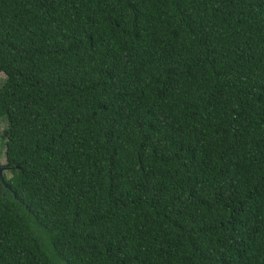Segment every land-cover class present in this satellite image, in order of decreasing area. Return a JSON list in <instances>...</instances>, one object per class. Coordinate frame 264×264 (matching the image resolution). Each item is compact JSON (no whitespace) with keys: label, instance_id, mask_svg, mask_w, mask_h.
I'll use <instances>...</instances> for the list:
<instances>
[{"label":"trees","instance_id":"trees-1","mask_svg":"<svg viewBox=\"0 0 264 264\" xmlns=\"http://www.w3.org/2000/svg\"><path fill=\"white\" fill-rule=\"evenodd\" d=\"M0 72V264H264V0H0Z\"/></svg>","mask_w":264,"mask_h":264},{"label":"rangeland","instance_id":"rangeland-1","mask_svg":"<svg viewBox=\"0 0 264 264\" xmlns=\"http://www.w3.org/2000/svg\"><path fill=\"white\" fill-rule=\"evenodd\" d=\"M5 78H6L5 75L0 72V88L3 85ZM5 127H6V122L4 120L0 121V166L3 167H5L6 165V157H5V144L4 141L1 140V134ZM5 175L7 176V178L11 177L10 172L5 173Z\"/></svg>","mask_w":264,"mask_h":264},{"label":"flooded vegetation","instance_id":"flooded-vegetation-1","mask_svg":"<svg viewBox=\"0 0 264 264\" xmlns=\"http://www.w3.org/2000/svg\"><path fill=\"white\" fill-rule=\"evenodd\" d=\"M4 170H5V167L0 166V175L4 172ZM1 171H2V172H1Z\"/></svg>","mask_w":264,"mask_h":264}]
</instances>
